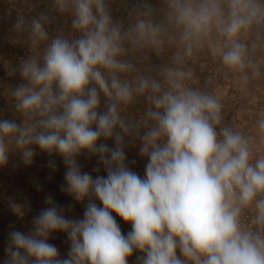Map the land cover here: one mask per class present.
<instances>
[{
    "label": "clouds",
    "instance_id": "obj_1",
    "mask_svg": "<svg viewBox=\"0 0 264 264\" xmlns=\"http://www.w3.org/2000/svg\"><path fill=\"white\" fill-rule=\"evenodd\" d=\"M46 8L13 26L29 53L4 61L21 82L0 83L13 110L0 117V168L13 153L25 166L37 149L57 154L66 166L60 190L87 204L72 219L71 206L46 196L29 232L9 231L3 264H129L134 255L135 264H264V153L226 122L220 96L195 86L189 67L207 53L246 80L264 77V0ZM257 130L264 141V117ZM137 144L143 177L127 163L126 147ZM84 153L106 175L83 172ZM9 206L20 218L30 210ZM116 217L131 225L127 234ZM54 233L66 234V257L49 242Z\"/></svg>",
    "mask_w": 264,
    "mask_h": 264
},
{
    "label": "trees",
    "instance_id": "obj_2",
    "mask_svg": "<svg viewBox=\"0 0 264 264\" xmlns=\"http://www.w3.org/2000/svg\"><path fill=\"white\" fill-rule=\"evenodd\" d=\"M47 2L48 0H0V36H2L0 38V56L2 58L9 59L13 64H16L20 58L28 55L29 49L26 46L14 42L21 38L13 30V26L20 14L25 15L26 19H30L31 16L36 15L39 11L47 10ZM151 2L158 4L159 0H151ZM60 23L63 25L62 19ZM63 26L67 28V25ZM54 29L55 26H53ZM166 59L167 56L161 57V61L153 57L152 63L158 64ZM189 67L193 73L195 86L220 96L224 104L226 122L231 123L235 128L238 126L239 128L237 129H244V132L248 134L252 126L257 124L258 119L264 117V77L247 80L248 90L243 93L233 83L235 78L242 75L225 69L207 53H202L190 60ZM9 79L12 80L14 85L21 82L18 74L13 78H9L6 71L0 66V83H7ZM137 108H142V105H137ZM0 110L6 112L7 117L5 118H12V112L9 110L8 103L3 96H0ZM102 142L114 147V142L111 140ZM125 150L128 166L133 171L145 166L147 161L135 154V146H127ZM49 161L55 162V171L49 166ZM77 162H83L81 170L90 174L98 167L97 158L89 157L87 153L81 154L77 158ZM29 166L38 169L40 174H54L56 177L54 186L56 192L53 199L63 200L61 195H64V192L60 190V186L65 183L66 166L62 158L57 154L49 156L47 153L40 152L37 149L33 162ZM4 184L8 190L16 186V182L9 179ZM65 197H67L66 200L72 198L67 194H65ZM5 228L4 217L0 215V264H3L5 259V247L8 242V238L5 236Z\"/></svg>",
    "mask_w": 264,
    "mask_h": 264
},
{
    "label": "rangeland",
    "instance_id": "obj_3",
    "mask_svg": "<svg viewBox=\"0 0 264 264\" xmlns=\"http://www.w3.org/2000/svg\"><path fill=\"white\" fill-rule=\"evenodd\" d=\"M2 38V36H0ZM5 39V38H4ZM6 40V39H5ZM11 40V39H10ZM4 61H8L13 64V62L9 59H4L0 56V66L6 71L4 66ZM7 73V71H6ZM236 88L240 91L247 92L248 84L247 80L243 78V76H239L233 81ZM7 84H13L12 80H7ZM9 110L12 112V108L8 104ZM264 116V113H263ZM0 117H7L6 112L0 110ZM239 128L238 126H236ZM240 130V129H238ZM244 132V129H241ZM253 140L258 152L264 153V141L261 140L258 130L257 124H254L250 129V133H248ZM139 145L135 146V154L140 156L138 153ZM80 166L83 165V162L78 163ZM100 168L99 173L96 171L91 172V175L95 177L96 175H106L105 170L102 166L98 165ZM40 171L36 168H31L30 166H25L18 154L13 153L10 154L9 162L7 166L0 168V215L4 217V221L6 223L5 228V236L8 238V233L12 227H15L17 230L22 232H29L32 227V219L34 216L38 215V213L46 207L44 203V199L46 196L51 195L55 196V183L56 177L52 173L40 174ZM140 176H144L145 174V166L142 168H137L135 170ZM15 181L16 186L12 189H9L5 186V181ZM37 185H39V189L37 190ZM18 186V187H17ZM63 200H54L58 205L64 206L66 209L71 206V210L66 213L69 218L72 219H82L84 214V208L87 204V201L83 203L76 202L73 198L70 200H66L67 197L61 195ZM14 200L17 204H25L27 203L30 206V210L25 212V215L20 218L17 217L11 210L9 206V201ZM99 204V202L97 201ZM118 224L121 227V230L124 234H127L131 230V225L122 221L119 217H116ZM49 242L56 245L59 249V253L61 257H66L69 244L67 241L66 234L64 233H54ZM129 264H135V255L130 259Z\"/></svg>",
    "mask_w": 264,
    "mask_h": 264
}]
</instances>
